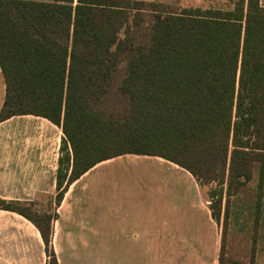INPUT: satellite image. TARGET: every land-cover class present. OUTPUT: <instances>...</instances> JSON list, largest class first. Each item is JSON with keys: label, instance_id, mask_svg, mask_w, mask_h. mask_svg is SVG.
<instances>
[{"label": "trees", "instance_id": "1", "mask_svg": "<svg viewBox=\"0 0 264 264\" xmlns=\"http://www.w3.org/2000/svg\"><path fill=\"white\" fill-rule=\"evenodd\" d=\"M150 7L149 43L134 45L129 31L149 10L144 1L0 0L6 83L0 122L33 114L60 126L73 156L67 185L123 155L159 156L188 170L201 186L216 182L220 190L210 209L222 228L223 264L230 199L256 169L260 186L264 180V4ZM123 57L119 90L129 106L123 115H107L96 105L107 97ZM62 180L59 172L58 202ZM0 208L32 219L19 203L0 199ZM38 227L47 264H59L49 229Z\"/></svg>", "mask_w": 264, "mask_h": 264}, {"label": "crops", "instance_id": "2", "mask_svg": "<svg viewBox=\"0 0 264 264\" xmlns=\"http://www.w3.org/2000/svg\"><path fill=\"white\" fill-rule=\"evenodd\" d=\"M5 97L0 67V112ZM134 156L116 170L96 168L102 161L67 185L73 156L60 126L33 114L1 121L0 199L33 220L0 208V264H47L38 225L59 264H218L221 228L204 188L174 162Z\"/></svg>", "mask_w": 264, "mask_h": 264}, {"label": "rangeland", "instance_id": "3", "mask_svg": "<svg viewBox=\"0 0 264 264\" xmlns=\"http://www.w3.org/2000/svg\"><path fill=\"white\" fill-rule=\"evenodd\" d=\"M144 1L149 10L144 11L138 26L131 25L130 34L134 45L149 43V32L153 21L152 7L160 11H179L184 8L222 9L229 10L235 7L238 0H137ZM264 4V0H261ZM125 35V29L121 37ZM126 73V57L120 61L118 70L113 75L107 97L96 105V109L107 115H123L129 106L119 86ZM137 159L134 155H124L105 161L96 168L116 170L123 168L125 162ZM66 169V167H65ZM66 173L61 170L62 182ZM115 177V175H112ZM259 172L255 170L252 180L240 193L231 197L228 204L227 239L223 252V264H264V180L260 186ZM206 199L211 202L213 194L219 187L216 182L203 183ZM223 215L227 208V196L224 188ZM222 229V228H221ZM219 264V261H218Z\"/></svg>", "mask_w": 264, "mask_h": 264}]
</instances>
